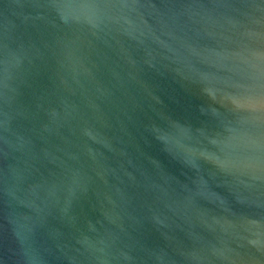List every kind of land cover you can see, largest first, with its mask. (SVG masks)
Here are the masks:
<instances>
[{
  "label": "water",
  "instance_id": "obj_1",
  "mask_svg": "<svg viewBox=\"0 0 264 264\" xmlns=\"http://www.w3.org/2000/svg\"><path fill=\"white\" fill-rule=\"evenodd\" d=\"M0 264H264V0H0Z\"/></svg>",
  "mask_w": 264,
  "mask_h": 264
}]
</instances>
